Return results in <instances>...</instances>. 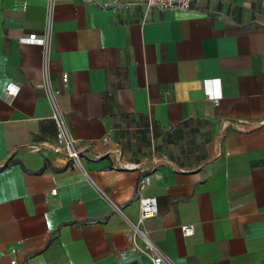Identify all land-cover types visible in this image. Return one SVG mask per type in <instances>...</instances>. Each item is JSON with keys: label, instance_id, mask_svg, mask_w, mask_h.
<instances>
[{"label": "crops", "instance_id": "1", "mask_svg": "<svg viewBox=\"0 0 264 264\" xmlns=\"http://www.w3.org/2000/svg\"><path fill=\"white\" fill-rule=\"evenodd\" d=\"M46 74L82 170L52 151ZM140 198L172 264H264V0H0V264H151L125 239Z\"/></svg>", "mask_w": 264, "mask_h": 264}, {"label": "built area", "instance_id": "2", "mask_svg": "<svg viewBox=\"0 0 264 264\" xmlns=\"http://www.w3.org/2000/svg\"><path fill=\"white\" fill-rule=\"evenodd\" d=\"M48 4L49 11L54 3L60 0H45ZM68 1V0H65ZM82 3H91L101 9H112L120 5H143L146 8H157L160 10H188L193 0H79ZM28 43H38L42 46L46 45L45 39H37L35 35H31L26 39H22ZM45 94L49 102L51 103V119L56 126L55 142L52 145V151L54 154L63 157L66 161L72 163L75 168L82 170L81 155L76 149V141L69 134L67 127L64 123L63 117L59 112L55 99L57 92L50 89L47 74L45 75ZM215 82V81H214ZM212 81H206V89L204 91L205 98L213 103L216 107L220 100V92L212 91L207 88V85ZM17 93V88L9 85L6 89L5 96L9 100ZM108 138H104L103 141L107 142ZM39 150L38 148L36 149ZM150 182L149 177H142L138 181V189L142 190ZM56 190L50 192L51 195H55ZM158 209L155 198H140L138 202V218L135 223H130V229L125 234V239L128 244V250L132 253H140L145 255L151 264H172L157 247L150 241L148 234L144 228V224L148 219L156 217ZM180 231L184 237H191L194 234L193 225H183L180 227ZM14 264V262H11Z\"/></svg>", "mask_w": 264, "mask_h": 264}, {"label": "trees", "instance_id": "3", "mask_svg": "<svg viewBox=\"0 0 264 264\" xmlns=\"http://www.w3.org/2000/svg\"><path fill=\"white\" fill-rule=\"evenodd\" d=\"M8 164V163H7Z\"/></svg>", "mask_w": 264, "mask_h": 264}]
</instances>
